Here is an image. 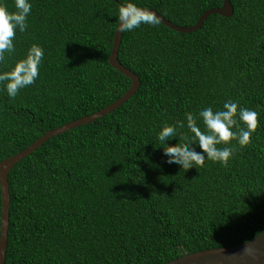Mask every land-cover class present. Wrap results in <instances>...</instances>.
<instances>
[{"label": "trees", "instance_id": "1", "mask_svg": "<svg viewBox=\"0 0 264 264\" xmlns=\"http://www.w3.org/2000/svg\"><path fill=\"white\" fill-rule=\"evenodd\" d=\"M229 2L231 17L211 14L191 33L160 22L122 32L117 57L139 89L11 169L5 264H165L264 231V0ZM0 3L16 11L15 0ZM31 3L28 28L17 31L0 70L11 71L32 44L44 57L34 84L14 99L0 92V162L128 90L130 80L108 63L121 5L191 27L222 0ZM229 98L258 113L251 142L233 141L226 166L206 161L184 171L166 163L162 127L183 120L188 135L186 114L215 111Z\"/></svg>", "mask_w": 264, "mask_h": 264}, {"label": "clouds", "instance_id": "2", "mask_svg": "<svg viewBox=\"0 0 264 264\" xmlns=\"http://www.w3.org/2000/svg\"><path fill=\"white\" fill-rule=\"evenodd\" d=\"M16 11H9L0 3V65L15 53L14 39L18 32L28 28L27 19L32 9L31 0H15ZM119 30L133 31L141 25H156L159 18L150 10L126 3L119 8ZM44 49L32 44L23 59L18 60L11 71L0 70V92L8 98H15L21 89L34 84L39 76ZM258 113L244 107L231 98L224 101L222 108L213 110L211 106L203 107L195 115L186 114L188 135L183 134L185 122L177 120L166 124L157 134V139L165 144L163 153L166 163L180 170L205 167L206 161L227 165L233 157L235 141L239 146L251 142L258 126ZM204 126L202 130L197 121ZM178 144H169V138L178 135ZM199 148V151L197 150Z\"/></svg>", "mask_w": 264, "mask_h": 264}, {"label": "water", "instance_id": "3", "mask_svg": "<svg viewBox=\"0 0 264 264\" xmlns=\"http://www.w3.org/2000/svg\"><path fill=\"white\" fill-rule=\"evenodd\" d=\"M147 10L152 11L159 18V22L161 24L165 25L166 27L170 28L175 32L186 34L198 30L201 27L202 23L206 20V18L211 14H216L221 17L229 18L232 16L233 13V7L230 4L229 0H222V5L219 8L210 9L204 12L199 17L195 25L191 27H180L164 19L155 10ZM122 32L123 31L119 30L118 23L113 38L112 48L108 58L109 65L121 74H123L125 77H127L131 82L128 90L122 95V97L91 115L84 116L59 128L46 132L34 143L29 145L26 149L0 162V264H5V254L7 249L10 203L8 174L11 169L50 138L67 132L78 126L93 123L95 120L113 112L121 105H123L127 100H129V98L132 97L133 94L139 89L140 80L137 75H135L130 70L126 69L119 62L117 57ZM165 264H264V231L247 242L228 247H219L199 251L196 253L186 254Z\"/></svg>", "mask_w": 264, "mask_h": 264}]
</instances>
